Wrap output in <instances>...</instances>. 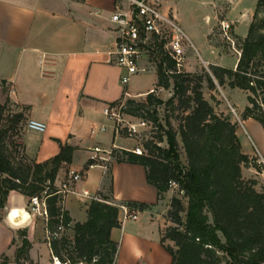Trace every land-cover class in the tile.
<instances>
[{"label": "crops", "instance_id": "1", "mask_svg": "<svg viewBox=\"0 0 264 264\" xmlns=\"http://www.w3.org/2000/svg\"><path fill=\"white\" fill-rule=\"evenodd\" d=\"M186 1L189 2L161 0L162 10L171 14L187 34L195 35V24L188 21L191 15L188 16L183 7ZM191 2L206 10L204 18L209 22L205 43L198 42L203 54H198L200 62L208 68L220 67L213 56H220L221 49L208 37L217 19L223 16L231 20L234 34L243 39L236 27L243 14L234 15L235 0H214L213 4L201 0ZM114 6V0H0V80L6 82L10 107L25 118L17 143L29 160L47 162L58 155L61 145L74 149L71 163L60 167L54 183L58 188L69 172L82 175L72 183V192L60 203L71 219L66 230L69 237L76 223L87 221L92 196L110 193L115 205L144 206L143 210L138 209L136 220L126 221L111 230L110 239L117 245L114 264H171V255L160 242L167 224L169 201L173 197L171 189L159 198L156 188L147 182L145 168L137 164L111 160L105 167L86 169L90 150L94 147L105 151L112 148L129 151L132 147L130 140L114 133L112 123L105 116L107 107L125 99L144 100L152 90L156 94L165 91L156 87L154 69L132 76L123 85L124 70L106 64V52L116 37L110 22ZM189 61L196 62L191 58ZM213 82L217 87L214 79ZM202 86V93L205 89L209 91L215 111L227 115L218 103L216 89L209 90L206 83ZM220 89L241 115L247 102L240 104L232 96L238 89L226 85ZM166 92L170 97V90ZM203 97L206 99L205 93ZM28 120L43 123L44 132L28 130ZM241 121L249 129L248 139L236 130L241 151L251 157L252 148H255L264 162L261 125L250 118ZM244 169H247V179L258 181L264 176V172L258 173L252 167L243 168L242 175ZM84 192L88 196H84ZM12 209H22L29 218L20 226L13 225L8 218ZM46 226L47 218L32 213L28 198L11 191L5 207L0 209V264L4 258L7 264H15V251L20 246L23 231L31 245L25 264L59 262L51 252ZM166 245L174 249L173 243Z\"/></svg>", "mask_w": 264, "mask_h": 264}, {"label": "trees", "instance_id": "2", "mask_svg": "<svg viewBox=\"0 0 264 264\" xmlns=\"http://www.w3.org/2000/svg\"><path fill=\"white\" fill-rule=\"evenodd\" d=\"M210 74L177 72L172 61L160 49L156 58V87L170 90L166 102L149 93L144 101L128 99L123 112L159 126L156 109L165 106L179 110L178 135L186 156V166L178 161L177 132L171 128L164 134L167 148L147 142V154L114 151L117 162L137 164L145 168L147 182L157 190L158 197L175 182L187 199L186 206L173 196L165 216L166 226L160 242L171 255V264H264V186L257 189L255 179H244L243 168L258 173L264 166L256 158L245 155L236 135V124L228 115L218 113L203 97V83L209 90L216 85L228 86L246 93L247 106L241 120L253 119L264 131V0H256L247 34L241 40L234 69L209 66ZM213 78V79H212ZM0 80V93L6 91ZM7 103L0 102V209L8 194L16 191L30 200L44 194L47 209V232L53 256L62 264H114L117 245L111 241L112 229L118 228V209L109 195L92 201L88 218L76 223L71 238L66 236L71 219L60 206L55 179L63 164H70L74 149L60 146V152L44 163H35L14 146L25 118L22 113L6 114ZM10 113V112H9ZM14 146L22 154L16 158ZM143 210L144 206L127 204ZM64 232L54 237L57 227ZM15 251V264H25L31 247L26 233ZM167 242L174 244L170 248ZM2 264H7L4 258Z\"/></svg>", "mask_w": 264, "mask_h": 264}, {"label": "built area", "instance_id": "3", "mask_svg": "<svg viewBox=\"0 0 264 264\" xmlns=\"http://www.w3.org/2000/svg\"><path fill=\"white\" fill-rule=\"evenodd\" d=\"M114 2L115 6L110 16V22L114 26L116 37L113 46L106 52L105 62L124 70L121 84L126 85L134 75L156 69V58L160 49L174 61L176 71L180 72L186 65L184 53L189 39L176 19L171 14L163 12L161 0H114ZM219 26L224 37H227V31L231 25L222 21ZM226 39L230 40L228 37ZM237 53L239 54V52ZM150 93L156 95L155 90ZM123 108V104L120 103L109 106L105 109V116L112 123L115 134L119 135L125 131L127 139L138 138L140 136L138 127L151 126V123L141 118L135 119L137 123L125 122ZM230 110L237 117L232 107ZM26 128L30 131L43 133L45 125L34 120H28ZM112 149L122 150L120 148ZM129 151L136 155L145 154L142 146H134ZM111 160H115L111 150L105 151L94 147L90 150L86 169L95 166L105 167V164ZM81 177V173L69 172L68 178L56 188V194L62 199L66 194L71 193L72 183L80 180ZM177 187L175 182H169V188ZM83 195L88 196L87 192H84ZM45 198L44 194L41 198L32 197L29 200V206L32 213L47 218ZM92 201H101V199L98 196H92ZM116 207L120 224L129 220H136L137 207H131L127 204H119ZM63 232V226H58L54 237L60 236ZM56 264L62 263L57 262Z\"/></svg>", "mask_w": 264, "mask_h": 264}, {"label": "rangeland", "instance_id": "4", "mask_svg": "<svg viewBox=\"0 0 264 264\" xmlns=\"http://www.w3.org/2000/svg\"><path fill=\"white\" fill-rule=\"evenodd\" d=\"M201 1H206V2H208V4H213L214 0H201ZM235 1L236 2L233 3L235 5L234 15H237L238 13L243 14L242 19L238 20V24L236 26L237 27V33L239 35L245 37L247 34V27L250 24L251 19H252L256 0H235ZM183 7H184L186 14L188 16L191 15V18L188 19V21L191 24H195V35L187 34V32H185V30H183V28L180 26L181 29L183 30V32L186 34V36L189 39V41L186 43L187 49L185 50V53H184L186 65L181 69L180 72L193 71L195 74H198V75L210 74L209 68L200 62L201 60L199 59V56H198L199 53L203 56L202 51L200 50V47L198 46V42L205 43L206 35L208 33L209 22L206 21V19L204 18V16L206 15V10L203 9L202 7L196 6L193 2H191V0H189V2L188 1L184 2ZM222 21H225L231 25L230 29L227 31V37L230 40H227L226 39L227 37H224V35L220 29L219 23ZM212 23H213V20H212ZM208 39L211 41L212 44H214L217 47H220V49H221L220 56L216 57V56L211 55V57L213 56L214 61L220 67H223L226 69H233L235 59L239 55L237 52H239L242 39H240L239 37H237L234 34L233 24L231 23V20L226 19L223 16L219 17L216 21V25L213 28L212 34L208 37ZM189 58H191L192 60H194L196 62L189 61ZM154 70H156V69H154ZM138 75H142V74H138ZM134 76H136V75H134ZM166 91L167 90L160 91L158 94H156L154 96L156 98L161 99L162 102L164 103L169 98L167 96ZM7 92H8V89L6 88V91L0 93V102L1 103H5V101L7 100L6 99ZM204 93H205V97L209 101V103H211V105H214V101L210 100L209 91L205 89L203 94ZM216 95L218 96V98H220L218 103L222 104V106L226 110L227 115L230 117L231 121L236 124V129H238V131L240 132L241 135H243L244 138L248 139L247 136L249 133V129H248L247 125L243 124L238 111L236 110V108L234 107V105L231 102H228V100L223 95L222 90L220 89L219 86L216 87ZM232 96L235 99H237L238 103H240V104H246V102H247L246 101V93L243 91H239V90L234 91ZM126 100H128V99L123 100L120 104H123V106H124ZM132 100H135L136 102L144 101L142 98L132 99ZM230 107H232L235 110V114L237 117H235L231 113ZM216 112L219 113V111H216ZM14 113H17L16 109L13 107H10L9 103H7V113L6 114H14ZM156 114H157L156 118L158 120L157 122H158L159 126H153L151 124V126H146L144 128L138 127V130H140V136H138V138H135V139L134 138L128 139V140H130V142L132 144V147L130 149H132L134 146H142L144 149V146L147 142H150V141L157 142L159 136L163 137V141L161 143H158V145L161 148H167L166 138H165L164 134L169 130V128H171L173 131L177 132L176 140H177V144H178V146H177L178 161H176L175 163L179 164L180 168H182V167L184 168L186 166V156L184 153L182 142H181L180 137L178 135L179 118L182 115V112L179 110L171 111L169 108H166L165 106H160L156 109ZM128 116L129 115L125 114V116H124L125 122L137 123V121L135 120L137 117H132V116L128 117ZM119 135L122 136L123 139H127L125 131L119 133ZM249 136L252 138L251 134ZM14 142H15L14 146L19 145L17 143V138H14ZM14 146L9 147V150H16L15 156L18 160V158H20V156L22 154V151L20 148H17V147L15 148ZM252 149H254V150L252 151L251 157L253 159L256 158L258 160L257 162L263 165V161L259 157L256 149L255 148H252ZM113 150L114 149H111V152H113ZM114 151H120V150L115 149ZM144 152H145V154H147L145 149H144ZM243 172H244L243 178L247 179L246 178V176H248L247 169H244ZM257 182H258L257 189L259 190L260 187L264 185V176L259 177ZM169 189H171V188H169ZM171 191L173 192L172 196H176V197L180 198L182 201V204L184 206H186L187 199L182 196V192L179 191V188L177 187V188L171 189ZM12 210L19 211L20 209H12ZM65 234L68 238H70L67 233H65ZM222 264H224V263H222Z\"/></svg>", "mask_w": 264, "mask_h": 264}, {"label": "bare ground", "instance_id": "5", "mask_svg": "<svg viewBox=\"0 0 264 264\" xmlns=\"http://www.w3.org/2000/svg\"><path fill=\"white\" fill-rule=\"evenodd\" d=\"M8 218L13 225L20 226L29 218V216L26 212L20 209L19 211H15V210L10 211Z\"/></svg>", "mask_w": 264, "mask_h": 264}]
</instances>
